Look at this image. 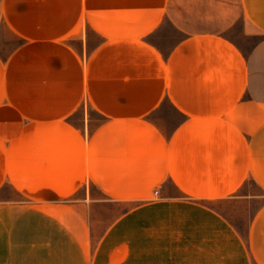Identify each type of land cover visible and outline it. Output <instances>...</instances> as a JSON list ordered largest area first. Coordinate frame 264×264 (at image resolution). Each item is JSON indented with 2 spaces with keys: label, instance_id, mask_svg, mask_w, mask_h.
<instances>
[{
  "label": "crops",
  "instance_id": "1",
  "mask_svg": "<svg viewBox=\"0 0 264 264\" xmlns=\"http://www.w3.org/2000/svg\"><path fill=\"white\" fill-rule=\"evenodd\" d=\"M3 24L0 264H264V0H0Z\"/></svg>",
  "mask_w": 264,
  "mask_h": 264
},
{
  "label": "rangeland",
  "instance_id": "2",
  "mask_svg": "<svg viewBox=\"0 0 264 264\" xmlns=\"http://www.w3.org/2000/svg\"><path fill=\"white\" fill-rule=\"evenodd\" d=\"M229 1V0H227ZM226 20L229 21V19H233L235 16L233 15L234 13L231 12V10H226ZM237 20L235 22H231V24L228 26L226 25L225 27H221L222 33L226 34L229 36L232 40L237 41L240 43L241 46L250 47L253 42L255 41L254 38H244L241 34V22H240V15L237 16ZM202 27V26H201ZM200 27V28H201ZM157 38L156 41L161 45V47L164 50H168L174 39L176 38V34L171 29L168 16L165 17L163 24L161 25V28L158 29L157 33ZM181 37V33L178 32V38ZM94 40L92 42L98 41L97 37H93ZM21 40L15 36V34L9 30L4 24L0 27V52L5 53L6 50L16 46L19 44ZM81 115V112L78 114V116ZM95 120L100 121L102 117L99 114H93ZM153 120L158 123L160 126L164 127L169 125V120L171 119L172 124L174 123L175 120H177L178 123L181 122L183 119V115L180 114V112L174 111L168 103H165L162 107V109H159L158 111H155L152 114ZM93 190V193L95 196H99L100 192L94 189V187H91ZM264 200V194H259L258 201ZM108 209H111V211L117 212L119 209L122 207L125 208V206H122L120 204H117L116 202H109L108 203ZM239 225L243 228H245L246 225V219L245 217L237 219Z\"/></svg>",
  "mask_w": 264,
  "mask_h": 264
}]
</instances>
